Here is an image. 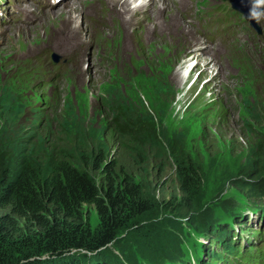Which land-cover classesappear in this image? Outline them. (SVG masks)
I'll return each mask as SVG.
<instances>
[{"label":"rangeland","instance_id":"obj_1","mask_svg":"<svg viewBox=\"0 0 264 264\" xmlns=\"http://www.w3.org/2000/svg\"><path fill=\"white\" fill-rule=\"evenodd\" d=\"M145 1L153 3L136 9L129 2L128 14L113 0H67L33 7L29 23L0 22V88L8 84L25 107L18 134L59 137L70 103L87 126L104 130L112 154L117 138L102 98L108 89L124 90L143 114H158L168 136H177L180 154L201 166L202 186L182 204L171 154L162 166L152 160L136 171L138 184L161 204L137 214L118 200L119 229L104 248L109 264H264V194L255 191H264V0H252L263 8L256 26L240 13L243 27L220 62L183 19L190 4ZM68 3L76 12L61 16L57 11ZM99 3L114 18L94 32L86 17ZM197 8L235 18L232 0H197ZM159 81L169 87L162 96L153 89ZM83 214V225L96 230V207L85 206Z\"/></svg>","mask_w":264,"mask_h":264},{"label":"trees","instance_id":"obj_2","mask_svg":"<svg viewBox=\"0 0 264 264\" xmlns=\"http://www.w3.org/2000/svg\"><path fill=\"white\" fill-rule=\"evenodd\" d=\"M153 89L159 96L169 91L160 81ZM102 102L117 138L112 154L102 142L104 130L87 126L70 103L59 137H22L18 121L25 107L8 84L0 88V264H109L104 248L119 229L118 200L137 214L158 208L161 203L138 184L136 171L147 170L152 160L162 166L169 154L182 204L198 197L202 168L184 159L177 136H168L161 118L156 123L155 106L156 116L145 115L119 89H108ZM90 205L100 220L94 231L83 225Z\"/></svg>","mask_w":264,"mask_h":264},{"label":"bare ground","instance_id":"obj_3","mask_svg":"<svg viewBox=\"0 0 264 264\" xmlns=\"http://www.w3.org/2000/svg\"><path fill=\"white\" fill-rule=\"evenodd\" d=\"M116 2V3H118L119 5H121V7L122 8H120V9H123L124 10V12H128V14L130 13V14H132L134 11L133 10H131V9H128L127 8V4L130 2L131 3V5H136V9H138V8H147V7H150V3L152 4L153 2L152 1H149L148 3H147V1H145V0H129L128 2L126 1V0H124V2H123V4H121V2H122V0H113V2ZM140 1H142V3L140 4L141 5V7L140 6H137V4L140 2ZM74 5L75 4H73V3H68V4H65V5H63L62 7H60V9L57 11V12H59V14L61 15V16H64V15H70V14H73L74 12H76V8L74 7ZM130 5V4H129ZM187 5H188V2H186V1H183V2H180V3H178V7L179 8H182V7H187ZM122 10V11H123ZM123 12V13H124ZM155 12H157V10H155ZM113 13V12H112ZM114 14V13H113ZM53 17H55V15H56V13H53L52 12V14H51ZM131 16V15H130ZM141 16V15H140ZM126 17V16H125ZM136 17V16H135ZM57 18V17H56ZM60 18V17H59ZM55 19V18H54ZM67 22V21H66ZM128 24H129V22H127ZM81 33L82 32H80L77 36H74V39H77V40H80V35H81ZM64 44V43H63ZM65 44H67V43H65ZM75 44V43H74ZM65 48V47H64ZM63 48V49H64ZM213 61H214V59H213ZM249 211V210H248ZM246 213V212H245ZM247 216V215H246ZM245 216V217H246ZM252 219V218H251ZM242 224H244V223H242ZM237 225V224H236ZM240 225V224H239ZM240 230V229H239ZM238 230V231H239ZM238 233V232H237ZM245 234H247V233H245ZM236 235V234H235ZM244 238V237H243ZM242 239V238H241ZM206 244V243H205ZM225 246V245H224ZM216 256H219V255H216ZM216 258H218V257H216ZM220 259V258H219ZM170 260H172V259H170ZM208 263V262H207Z\"/></svg>","mask_w":264,"mask_h":264},{"label":"water","instance_id":"obj_4","mask_svg":"<svg viewBox=\"0 0 264 264\" xmlns=\"http://www.w3.org/2000/svg\"><path fill=\"white\" fill-rule=\"evenodd\" d=\"M67 0H52L50 6L52 8H56L58 6H60L62 3L66 2ZM250 3H252L254 6L259 8V11L261 13V11L263 10L261 5H258L256 3H254L252 0H249ZM233 6L236 10L244 13L246 15V17L248 19H250L252 21V24L254 26H256L255 20L250 18V12L248 10V8L245 6V4L241 3L240 0H232ZM55 63H59L60 62V57L56 56L54 59Z\"/></svg>","mask_w":264,"mask_h":264},{"label":"clouds","instance_id":"obj_5","mask_svg":"<svg viewBox=\"0 0 264 264\" xmlns=\"http://www.w3.org/2000/svg\"><path fill=\"white\" fill-rule=\"evenodd\" d=\"M50 4H51V3H49V5H50ZM261 15H262V13L253 10V11L250 13V18H251V19H254V20H256V21H259L260 18H261ZM22 23H29V22L26 21V22H22Z\"/></svg>","mask_w":264,"mask_h":264}]
</instances>
